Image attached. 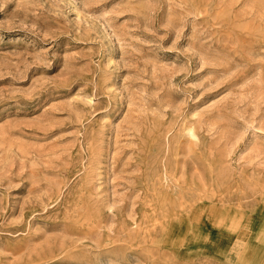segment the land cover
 Instances as JSON below:
<instances>
[{
  "label": "rangeland",
  "instance_id": "rangeland-1",
  "mask_svg": "<svg viewBox=\"0 0 264 264\" xmlns=\"http://www.w3.org/2000/svg\"><path fill=\"white\" fill-rule=\"evenodd\" d=\"M263 244L264 0H0V264Z\"/></svg>",
  "mask_w": 264,
  "mask_h": 264
},
{
  "label": "crops",
  "instance_id": "crops-1",
  "mask_svg": "<svg viewBox=\"0 0 264 264\" xmlns=\"http://www.w3.org/2000/svg\"><path fill=\"white\" fill-rule=\"evenodd\" d=\"M258 249L256 250V252L258 251V253H262V256L260 257L261 259H259V261L261 262L260 264H264V244Z\"/></svg>",
  "mask_w": 264,
  "mask_h": 264
}]
</instances>
